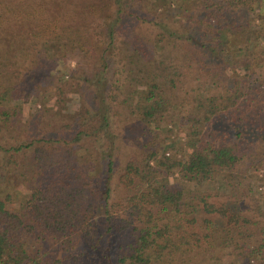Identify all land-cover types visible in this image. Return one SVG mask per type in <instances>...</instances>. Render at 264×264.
<instances>
[{"label":"trees","instance_id":"16d2710c","mask_svg":"<svg viewBox=\"0 0 264 264\" xmlns=\"http://www.w3.org/2000/svg\"><path fill=\"white\" fill-rule=\"evenodd\" d=\"M144 1L0 0L6 62L39 52L99 64L80 74L90 105L23 139L21 113L4 109L20 82L0 64V175L14 167L22 180L0 185V264H264V227L209 201L264 170V0ZM187 14L197 25L185 30ZM223 120L233 134L213 131ZM167 122L186 130L181 156L155 134Z\"/></svg>","mask_w":264,"mask_h":264},{"label":"rangeland","instance_id":"374dc122","mask_svg":"<svg viewBox=\"0 0 264 264\" xmlns=\"http://www.w3.org/2000/svg\"><path fill=\"white\" fill-rule=\"evenodd\" d=\"M172 2L175 5L179 4L181 0H173ZM144 4L147 5L149 9L152 8L151 0H145ZM166 11L163 7L158 6L156 12L165 13ZM152 13L151 11L149 15L152 16ZM255 13L263 15V6L260 9L256 8ZM176 14H178L176 10H171L170 13L168 12L165 15L173 16ZM189 16L190 14H187L179 18L180 20L178 19L185 30H188L190 26L197 25L195 18ZM158 17L161 23L166 25L170 30L176 29V24L173 20L168 19L166 16ZM177 30L179 29L177 28ZM195 34L196 33H193V35ZM199 34L200 32L198 33L197 39L200 38ZM207 45L208 67L215 69L216 66L213 64L220 65L221 62H219L218 59H211V54L213 53L208 50H211L212 47L209 43H207ZM258 50L259 48L251 52L256 56ZM49 52V54H52L54 51L49 49ZM37 54L40 56H35L34 53H31L27 58H11L9 62H6L4 57L0 54V64L3 66V69L14 73L20 82L17 86L19 98L6 103L4 109H17L21 113L23 118L19 121L24 127L22 139L26 135H28V137L43 136L45 132L58 128L66 121H69L71 117L81 112L79 108L83 106V102H87V104L90 105L91 97L89 94L91 92L93 97L94 88L90 83H85L86 86H83L81 84L80 74L94 69L98 70L99 67V64L93 59L82 61L78 54L73 56L70 55L66 59L57 62H52V59L42 57L39 52ZM39 60L40 62H38ZM219 71L220 73H224L225 77L227 76L226 72L218 68L216 74H218ZM220 79V85H224L228 80L227 78ZM192 83L193 81L190 83L188 82L187 86H190ZM184 90L185 89L179 91L180 96H184ZM207 92L214 93L215 91L210 90ZM187 108L188 106L181 109V111L186 113ZM177 112H179V110H177ZM131 125H134V129L127 131L124 146L117 155L120 161H126L128 159L135 144L133 135L135 133V120ZM26 131L28 132L27 134ZM213 131L217 133V135L228 131L232 132V134L234 133L232 125L226 120L215 123ZM155 134L158 136L161 147L166 149V156H172L174 153L180 156L183 155L185 149L184 141L186 140V130L183 125L179 122H167L161 124L155 130ZM136 140L141 141L142 138L137 136ZM13 159H15V157ZM24 160L25 157L21 159V161ZM14 169L15 168L12 167L2 172L0 175L1 186L15 181L17 183L22 181L21 179H15L17 176L12 171ZM243 177L244 187L241 189L240 194H233L229 192V190L225 192L224 190H220L219 192L213 191V194L218 193V195L209 199V201L232 213H239L245 216L249 221L256 224L255 226L257 228L264 227V170L247 174V176L243 174Z\"/></svg>","mask_w":264,"mask_h":264}]
</instances>
